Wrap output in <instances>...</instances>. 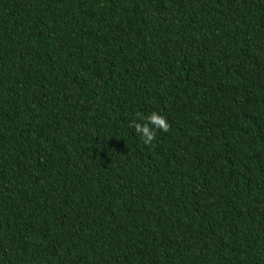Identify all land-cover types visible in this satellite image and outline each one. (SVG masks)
I'll use <instances>...</instances> for the list:
<instances>
[{"label": "trees", "instance_id": "trees-1", "mask_svg": "<svg viewBox=\"0 0 264 264\" xmlns=\"http://www.w3.org/2000/svg\"><path fill=\"white\" fill-rule=\"evenodd\" d=\"M0 264H264V0H0Z\"/></svg>", "mask_w": 264, "mask_h": 264}, {"label": "clouds", "instance_id": "clouds-1", "mask_svg": "<svg viewBox=\"0 0 264 264\" xmlns=\"http://www.w3.org/2000/svg\"><path fill=\"white\" fill-rule=\"evenodd\" d=\"M130 127L135 129V133L145 144H150L155 139L157 130L166 132L169 129L166 117L156 112L147 116L143 113H137Z\"/></svg>", "mask_w": 264, "mask_h": 264}]
</instances>
